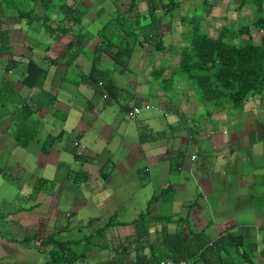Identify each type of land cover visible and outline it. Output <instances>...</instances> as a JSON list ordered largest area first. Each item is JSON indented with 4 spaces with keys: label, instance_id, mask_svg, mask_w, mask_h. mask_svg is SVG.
I'll return each mask as SVG.
<instances>
[{
    "label": "crops",
    "instance_id": "crops-1",
    "mask_svg": "<svg viewBox=\"0 0 264 264\" xmlns=\"http://www.w3.org/2000/svg\"><path fill=\"white\" fill-rule=\"evenodd\" d=\"M132 1L148 14L146 0H61L71 5L72 18L81 21L63 36L46 29L47 18L41 17L48 9L40 0L25 5L35 10L36 19L21 16L0 0V24L8 32L0 45V90L9 95L22 91L21 102H0V148L9 152L4 155L22 169L23 178L50 185L24 188L22 195L35 198L25 208L0 209V264H41L40 250L60 245L67 249L66 241L52 239L53 235L72 233L83 239L86 232L97 241L87 242L80 258L61 263L57 260L61 255L51 249L52 259L45 264H108L124 243L130 263L138 264V253H150V243L164 250L168 239L189 242L191 251L203 250V260H185L187 264H264V100L251 96L236 113L198 108L195 88H186L189 83L172 73V62L179 59L176 44L183 40L179 35L187 29L183 22L188 19L176 14L183 0L171 15L158 12L162 22L156 28L167 33L163 43L156 38L133 43L127 68L133 73H118L115 60L101 54L95 73L114 81V95L104 97L90 82L97 46L104 37L107 43L114 36L110 23ZM57 16L53 10L50 19ZM55 20L51 27L57 26ZM103 30L107 33L101 34ZM75 33L84 36L86 44L72 58L66 47L75 41ZM30 61L45 69L34 87L24 83ZM16 67L22 72L10 79ZM162 67H167L162 75L153 73ZM12 84H18V90ZM43 91L49 97H42ZM134 106L142 110L131 117L128 111ZM14 126L22 130L17 134L21 140L9 131ZM49 139L52 144L47 146ZM75 140L85 148L81 159L76 158ZM82 181L88 192L109 194L103 199L90 196L87 225L75 211ZM127 190L144 198H129L123 192ZM42 195L45 198L39 201ZM163 195L161 212L152 209V204L162 205ZM62 200L68 203L62 205ZM52 206L73 211L48 216ZM118 209L117 221L123 227L117 235L110 230L114 225L106 223ZM145 210L150 211L148 219L156 221L147 238L136 237L134 223ZM43 219L54 223L39 227ZM122 237L132 241L123 243Z\"/></svg>",
    "mask_w": 264,
    "mask_h": 264
},
{
    "label": "trees",
    "instance_id": "trees-1",
    "mask_svg": "<svg viewBox=\"0 0 264 264\" xmlns=\"http://www.w3.org/2000/svg\"><path fill=\"white\" fill-rule=\"evenodd\" d=\"M29 1L35 2L36 0H2V2H5V7L16 8L21 16L36 19L35 10H27L25 7ZM60 1L40 0L44 7L48 9V12L41 17V20L47 18L43 22H45L46 29L51 34L66 33L73 30L75 25L81 23V21H78V17L77 19L76 17L72 18L74 11L71 5L67 2L61 3ZM146 1L148 2L147 15L140 12L139 5L135 1L129 2L126 9L116 14V18L110 23L115 28L111 32L114 36L108 38L107 34L106 36L110 41L106 43V38L104 37L103 41L97 46L98 54L97 56L95 55L94 71L89 75V80L92 84H97L100 87L104 97H108L109 94L114 95V91H117V86L110 77H106V75L101 77L95 73L98 70V61L101 54L108 53L115 60L117 70L121 72L125 71L128 68L126 65L129 62L132 46L135 41L138 40L143 44V40L156 38L159 40L158 42L163 43L162 38L165 35L161 32L160 27L156 28V25L162 22L158 18L159 10H163V13L166 14L163 15L167 16V14H173V11L180 5V0ZM199 1L204 8L202 12H195L192 16H188V22L192 23V29L191 31L188 28L185 29L189 34L186 38L184 36L182 44L176 47L178 49L175 48L179 59L172 62V73H176L195 88V95L198 100L212 103L213 111H229L230 109L242 108L246 101L254 95H260L263 101L264 0H235L237 9L241 14L244 4L255 8V21L252 24H250V19L247 22H240L237 28L224 25L217 31V35H212L202 27L203 21H206V19L194 21L196 17L203 16V13L206 14L207 12L209 0ZM56 9L61 13L60 21L56 27H51L52 22L51 20L49 21L50 15ZM63 9L65 10L63 11ZM254 27L261 31V38L258 42L255 41L252 34ZM102 32L107 33V30L101 31V34H103ZM7 35V30L3 29L0 24V44L7 41L5 37ZM74 40L73 43H69L66 47L68 52L72 50V58L76 57L86 44V38L80 33H75ZM160 48L162 49V47ZM165 48L163 45V49ZM166 69L167 67L153 69V73H161L162 75ZM43 73L44 69L40 65L35 61H30L27 64V75L24 78V83L29 87L36 86L42 79ZM19 132L18 128L17 134ZM149 213L148 211L147 213H142L139 220L147 221ZM142 215L145 216L144 219L141 218L143 217ZM106 224L107 227H111L113 226V221L108 220ZM141 232L144 234H141ZM149 235L150 232H145L138 228L136 237L142 236L143 238H147ZM178 236L179 233L176 237ZM124 240L125 242L132 241L131 238ZM166 243L167 246L164 250L150 243V253H146L143 250L141 253H138V264H160L164 259L180 262L184 260H203L205 258L203 250L202 253L191 251L188 245L189 242L186 244L184 240L183 242H170L168 239ZM65 247H68V244ZM128 250L126 243H124L120 252L108 264H132L129 261L130 252ZM221 255L225 257L224 253L219 252V257ZM68 256L69 253L66 252L63 258H68Z\"/></svg>",
    "mask_w": 264,
    "mask_h": 264
},
{
    "label": "rangeland",
    "instance_id": "rangeland-1",
    "mask_svg": "<svg viewBox=\"0 0 264 264\" xmlns=\"http://www.w3.org/2000/svg\"><path fill=\"white\" fill-rule=\"evenodd\" d=\"M203 8L204 7H202V5L200 4V2L198 0H183L181 2L180 7L177 9L176 14L180 18L186 17V19H188L189 15L192 16V14H194L195 12H202ZM192 9H195V10H193L191 13H189V11H191ZM254 9L255 8H253L252 6H248L247 4H244V8H243L242 14H241V13H239V11L237 9L235 0H209V3L207 5L206 14L203 13V16L196 17L194 21H200L202 19H206V21L205 20L203 21L202 27H204L206 30H208L212 35H217V31H219L224 25H228V26L237 28L240 22H247V21H249V19H250V24H252L256 19V13L254 12L255 11ZM64 10L65 9H63V11ZM57 17H59V18H57ZM57 17H56L57 19L56 18L49 19V21L51 20V22H53L56 19L55 24L58 25V23L60 21V17H61V13L59 11H58ZM183 25H184V27L188 28L189 31H191L192 23L187 21V22H183ZM167 31L169 32L172 30H167ZM181 34H182V36L179 34L178 35L181 36V38L183 39L184 36L186 38V36L189 34V32L187 30H183V31H181ZM252 34L254 35L255 41L258 42L261 38V31H259V29L254 27L252 30ZM64 35H66V33H64L63 36ZM166 35H167V33H166ZM166 35H165V37H166ZM172 37H174V35H172L170 38H172ZM176 42H174V43H176ZM182 42H183V40H182ZM176 45L178 46L179 44H176ZM126 66L129 67V62ZM21 72H22V67H16L15 74L8 76V77L10 79H12L13 77H15V75H17V73H21ZM1 73H5V72L1 71ZM44 73H45V69H44ZM118 73H133V70L132 69H126L125 71L118 72ZM15 81L17 83V80H15ZM189 85H190V83L186 85V88ZM180 86L185 87V84H181ZM12 87L14 89H16V87H17V90H18V84L17 85L12 84ZM3 90L4 89L0 90V102L1 103H9L10 104L12 102H21L22 101V91L14 92L12 95H9L8 93H6V91H3ZM184 93L186 94L185 90H184ZM189 93H192V90H189ZM41 96L42 97L44 96V98H46V97H49V94L46 93L45 91H43ZM44 101L46 102L45 99H44ZM197 102L199 103L198 108H200L202 112H207L208 110L210 111V110L214 109L212 103H209V102L206 103V102H203L200 100H197ZM210 107L212 109H210ZM230 110H231V112L232 111L235 112L234 110H237V109H230ZM18 116H19V120H20L19 125L22 128V112L19 113ZM4 118L5 117H3V119ZM9 131L17 139L21 140L22 135L17 136L18 126L12 127L11 130L9 129ZM20 131L22 132V130H20ZM47 143L48 144H46V145L50 146L52 144L51 139H49L47 141ZM4 153L8 154L9 152H7L5 150V147L2 146V149L0 150V197H3V198H0V209L15 210V208L17 206H22V208H25V207H27L28 201L29 200L33 201V200H35V198L34 197H28V195H22V191L24 188H28L29 186H31L35 183L34 184V190H41V189H47L48 187H50V185H49V183H42L40 181L28 180L26 178H23L22 169H20L19 167L16 169V162L14 163V162L10 161L8 156L4 155ZM59 165H60V169H65L64 164L60 163ZM71 177H72V175H71ZM43 180L44 179H41V181H43ZM80 184L81 185H80L79 193L77 194L79 198L77 201H75V206H76L75 211H77V213H79V215H81V217L84 219V223L87 225L86 219L88 217L87 214H89V211H88V209H85V207H86L87 203L89 202L88 199H90L91 197L92 198H101L102 197V199H103L104 195L106 198V197H108L109 194H107L108 191L104 195L99 193V192L94 193L91 190H89V192H88L86 187L84 185H82V184H84V181H82ZM91 188L95 189L97 187L91 186ZM123 192H125L126 196L129 198H131L137 194V191H135V190H127V191H123ZM75 193H77V192H75ZM32 195H33V193H32ZM136 196H138V199L144 198L143 197L144 195H142V196L136 195ZM163 197H164V195L162 196V205L159 204L155 208V206L152 204V205H150V207H152V209L154 208L155 210L158 209L157 211L161 212V209L164 206L163 205ZM44 198L45 197L42 195L38 198V200L41 201V200H44ZM12 201H14V204H15L14 206H12ZM67 203H68V201H64V200L61 201L62 205H66ZM44 207H46V205H44ZM61 208H62V206H59L58 209H56L55 207L52 206V208L50 209V211L48 213V216L57 217V216H62V214H65V212H72L73 211V210L67 211V210L62 209V212H61L60 211ZM119 210L120 209H118L116 212H113L112 216L107 217V219L110 218L109 220L113 221V225H114V227L111 228L110 230L115 229L117 232V235L119 234L120 227L121 228L123 227V226H121V223L119 221H117L118 220L117 216L119 215V213H118ZM145 212H147V210H145ZM139 215H138V217H139ZM75 217L73 214L72 217H70V221L74 220ZM141 218L144 219L145 216H143ZM155 221L156 220H154V219H152V221H150L147 217V221L139 220L136 223H134V227H137V229L139 228L140 230L142 229L145 232H149L151 224L155 223ZM42 222L43 223H40L38 226L39 227L43 226V228L48 224L54 223V222L49 223V221L47 219H43ZM93 224H94V222L92 221V225ZM32 229H34V227ZM84 229H92V228L85 227ZM88 233L86 232L83 235V236H85L83 239H82V237H79V236L72 234V233H67L66 235H64L62 237L59 236L58 233H56L51 238L55 239L57 241H60L61 243L63 241H66L64 247L67 244H68V247H67V249L63 250L62 249L63 247H61L62 245L53 246V247L48 246L47 248L40 250L43 252L42 257L40 258L42 260L41 264H45V262L47 260L49 261L52 259V252L50 251L51 249L55 252L56 255L59 254L61 256H64L66 254V251H67L69 253L68 258H72L73 260L78 258V257L80 258V254L82 253V249L86 247L87 242H88V244L91 245L92 242L97 241L96 239H93V237L90 233L89 234ZM118 240H120V239H118ZM47 241H50V239ZM122 242L123 243L125 242L123 240V237H122ZM90 248L91 247H88V250H90ZM61 256L57 260L61 263H65L64 260H66L67 258H63ZM29 261H31V260H29ZM37 263H38V259H37ZM32 264H35V263L33 262ZM73 264H79V261L73 262Z\"/></svg>",
    "mask_w": 264,
    "mask_h": 264
},
{
    "label": "built area",
    "instance_id": "built-area-1",
    "mask_svg": "<svg viewBox=\"0 0 264 264\" xmlns=\"http://www.w3.org/2000/svg\"><path fill=\"white\" fill-rule=\"evenodd\" d=\"M146 108H150V106H146ZM142 108L138 107V106H134L130 111H129V115L132 117L137 116L138 114L141 113ZM196 158V156H192V159L194 160ZM160 264H186L185 261H180V262H176L172 259H164Z\"/></svg>",
    "mask_w": 264,
    "mask_h": 264
},
{
    "label": "clouds",
    "instance_id": "clouds-1",
    "mask_svg": "<svg viewBox=\"0 0 264 264\" xmlns=\"http://www.w3.org/2000/svg\"><path fill=\"white\" fill-rule=\"evenodd\" d=\"M34 2V1H31ZM1 45V44H0ZM132 117V116H131ZM74 148H75V153L77 155V159H81L82 156L84 155V150L85 148L83 147V144L80 142V140H75L74 142ZM185 261V260H184ZM186 262V261H185ZM187 264V262H186Z\"/></svg>",
    "mask_w": 264,
    "mask_h": 264
}]
</instances>
